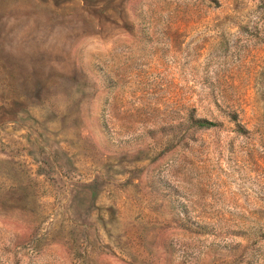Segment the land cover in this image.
<instances>
[{
  "label": "rangeland",
  "instance_id": "374dc122",
  "mask_svg": "<svg viewBox=\"0 0 264 264\" xmlns=\"http://www.w3.org/2000/svg\"><path fill=\"white\" fill-rule=\"evenodd\" d=\"M0 264H264V0H0Z\"/></svg>",
  "mask_w": 264,
  "mask_h": 264
},
{
  "label": "trees",
  "instance_id": "16d2710c",
  "mask_svg": "<svg viewBox=\"0 0 264 264\" xmlns=\"http://www.w3.org/2000/svg\"><path fill=\"white\" fill-rule=\"evenodd\" d=\"M207 123L206 122H204V121H198L197 122V125L198 126H204V125H206Z\"/></svg>",
  "mask_w": 264,
  "mask_h": 264
}]
</instances>
